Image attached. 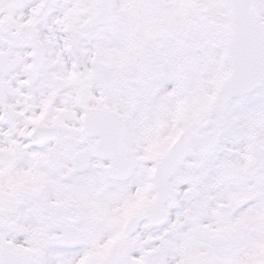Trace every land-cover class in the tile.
<instances>
[{"label": "snow or ice", "instance_id": "obj_1", "mask_svg": "<svg viewBox=\"0 0 264 264\" xmlns=\"http://www.w3.org/2000/svg\"><path fill=\"white\" fill-rule=\"evenodd\" d=\"M0 264H264V0H0Z\"/></svg>", "mask_w": 264, "mask_h": 264}]
</instances>
